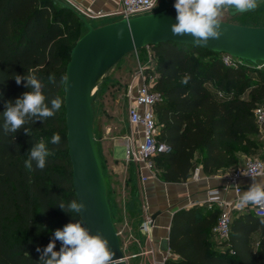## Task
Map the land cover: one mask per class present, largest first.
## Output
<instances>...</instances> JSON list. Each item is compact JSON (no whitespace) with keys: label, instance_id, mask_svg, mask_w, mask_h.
Returning a JSON list of instances; mask_svg holds the SVG:
<instances>
[{"label":"trees","instance_id":"1","mask_svg":"<svg viewBox=\"0 0 264 264\" xmlns=\"http://www.w3.org/2000/svg\"><path fill=\"white\" fill-rule=\"evenodd\" d=\"M257 10L244 13L253 15ZM82 22L68 9L48 0H0V264H42L43 249L52 233L80 221L67 205L76 199L67 155L64 104L54 117L29 122L15 134L3 129L6 104L30 91L15 75L34 74L48 100H64L65 69L79 40ZM159 75L153 91L161 97L154 106L159 141L170 148L155 158L163 183L190 178L196 153L205 174L237 167V153L252 157L259 144L254 109L264 101V71L249 62L175 43L152 46ZM49 75H54L50 82ZM185 76L188 83H182ZM211 84L213 89H209ZM222 92L228 98H218ZM248 93L247 99L239 96ZM232 94L233 98H230ZM26 131V133H25ZM54 132L61 143H50ZM45 141L50 155L44 169L25 167L30 150ZM65 205L62 211L59 204ZM218 212L191 208L173 214L168 233L172 256L164 264H264V218L252 213L234 215L229 244L235 255L211 244ZM259 233L257 247L253 236ZM61 242L56 241L55 251ZM37 248L40 251H37Z\"/></svg>","mask_w":264,"mask_h":264},{"label":"water","instance_id":"2","mask_svg":"<svg viewBox=\"0 0 264 264\" xmlns=\"http://www.w3.org/2000/svg\"><path fill=\"white\" fill-rule=\"evenodd\" d=\"M48 1L72 12L60 0ZM174 3L175 0H172L169 10L162 13L123 19L98 28H92L85 18L73 12L84 24L87 33L72 47L65 69L63 89L67 155L75 198L86 205V209L78 213L79 219L91 234L99 232L108 240L114 253L112 264H126V259L110 218L105 184L93 143V103L96 94L89 101L86 100V87L93 69L108 61L110 65L105 69V75L125 54L164 43L200 48L251 64L264 63V29L221 23L224 34L220 39L210 40L207 45L201 46L191 36L172 35L170 26L177 23ZM229 10L232 14V10ZM118 33H122V36H118ZM154 218H151V227ZM161 250H169L168 240L162 242Z\"/></svg>","mask_w":264,"mask_h":264},{"label":"rangeland","instance_id":"3","mask_svg":"<svg viewBox=\"0 0 264 264\" xmlns=\"http://www.w3.org/2000/svg\"><path fill=\"white\" fill-rule=\"evenodd\" d=\"M171 4L172 0H159L152 14L168 11ZM256 10L258 13L253 15H232L227 9L221 17V23L264 29V0ZM86 33L87 29L82 23L77 33L79 39ZM149 51H152L151 47L130 52L115 63L97 84L93 103V143L105 184L110 218L126 264L155 263L154 252L150 251V235L143 230V225L149 222L150 217L143 198L137 165L124 160V140L132 134L127 120L130 105L128 90L140 66L149 62ZM252 65L257 70L264 71V63ZM239 97L247 99L248 93ZM230 98H233L232 94ZM257 107L264 108V101ZM260 138V135L251 137L259 144L256 154L261 153ZM237 156L240 163L231 168V171L242 168L247 159L255 158L243 151H239ZM157 173H161L160 167L157 168Z\"/></svg>","mask_w":264,"mask_h":264},{"label":"clouds","instance_id":"4","mask_svg":"<svg viewBox=\"0 0 264 264\" xmlns=\"http://www.w3.org/2000/svg\"><path fill=\"white\" fill-rule=\"evenodd\" d=\"M260 2L261 0H175L177 23L172 24L170 30L174 36H191L196 44L207 45L210 40H218L224 34L221 17L225 10L231 9L233 15L250 12L255 10ZM151 6L157 7V0H152ZM117 35L122 36V33ZM14 79L18 85L22 80L25 81L24 86L31 90L24 92L14 103L6 104L3 112V129L6 133L15 134L30 121H45L52 118L62 108L64 100L57 96L49 101L43 91L42 82L34 74L15 75ZM48 79L52 82L55 77L49 75ZM188 80L189 77L185 76L182 83L187 84ZM61 139L60 133L54 132L50 143L59 145ZM49 155L47 144L41 140L30 150L25 167L31 169L35 162L37 169H44ZM251 180L247 189L239 194L236 203L238 209L243 210L249 205L264 207V176L251 177ZM58 206L65 211L63 203ZM67 208L70 212L80 213L86 209V205L73 199ZM56 241L61 242L59 251L54 250ZM37 251L39 252L40 249L37 248ZM113 256L108 240L101 233L91 234L81 221H77L67 223L62 229H56L52 233V238L43 249L39 262L42 264H112Z\"/></svg>","mask_w":264,"mask_h":264},{"label":"built area","instance_id":"5","mask_svg":"<svg viewBox=\"0 0 264 264\" xmlns=\"http://www.w3.org/2000/svg\"><path fill=\"white\" fill-rule=\"evenodd\" d=\"M120 2V10L113 15L119 16L121 20L151 15L156 8H152V0H120ZM88 13L89 16L94 18L104 16L101 13ZM145 48L149 49L150 47ZM148 57L149 62L145 66H140L128 90L130 105L127 112V120L132 129V134L124 140V160L137 165L141 184H145L150 178L157 179L158 173L155 166V158L170 152V148L159 141V127L154 106L160 101L161 97L153 91V86L157 83L159 75L156 72V64L152 51L148 52ZM223 62L225 66H234L233 59L228 56L223 57ZM217 96L222 99L228 98L222 92H218ZM253 115L258 135L264 138V108L256 107ZM261 176H264V159L249 158L242 168L231 171L227 177L228 188H230L233 194L232 200L228 201L221 198L217 190H208L203 200L187 202L188 208L204 205L208 210H217L218 219L213 229V234L216 238L217 250L221 253H227L230 256L235 255L229 244L230 226L235 214L245 212L252 213L255 217L264 218V207L262 206L249 205L243 210L236 207L239 194L243 190L239 182L242 179ZM191 178L197 180L199 178V171L195 170ZM148 223L151 226L150 219ZM145 225L146 223L143 225V228ZM170 256V251H167L163 254L162 259L155 261L154 264H164Z\"/></svg>","mask_w":264,"mask_h":264},{"label":"crops","instance_id":"6","mask_svg":"<svg viewBox=\"0 0 264 264\" xmlns=\"http://www.w3.org/2000/svg\"><path fill=\"white\" fill-rule=\"evenodd\" d=\"M60 1L69 6L72 12L76 15L85 18L88 24L93 28L102 27L121 20L119 16L113 15L121 8L120 0ZM88 12L93 14L101 13L104 16L94 18L89 16ZM208 87H210L209 89H213L211 84H208ZM260 139L261 153L252 157L264 159V138L261 137ZM195 170L199 171V178L197 180L191 178ZM230 172L231 169H223L216 171L211 175L205 174L201 166V155L196 153L194 156L191 176L185 182L163 183L158 180V178H150L145 184L141 185L143 198L145 200L150 220L155 216L150 233V247L152 248L150 251L154 252L155 261H160L163 254L167 252L162 251L161 246L164 240H168L170 222L175 212L191 208L204 209L206 212L215 211V209L208 210L204 205L188 208V201L196 202L203 200L208 190H217L221 198L225 200L230 201L233 199V194L227 185V177ZM251 182V179H242L239 184L242 186L243 190H246ZM252 240L253 246L257 247L259 233L254 234ZM216 243L215 235L212 232L211 244L217 249ZM170 258L175 259L176 257L171 255Z\"/></svg>","mask_w":264,"mask_h":264},{"label":"bare ground","instance_id":"7","mask_svg":"<svg viewBox=\"0 0 264 264\" xmlns=\"http://www.w3.org/2000/svg\"><path fill=\"white\" fill-rule=\"evenodd\" d=\"M110 65V62L105 61L102 64L98 65L95 67L92 71V75L90 77L89 83H87L86 87V100L89 101L91 98L95 96V91H96V83L101 80L104 76V71L105 69ZM144 232L150 235L151 233V226L149 223L145 225L143 228Z\"/></svg>","mask_w":264,"mask_h":264}]
</instances>
